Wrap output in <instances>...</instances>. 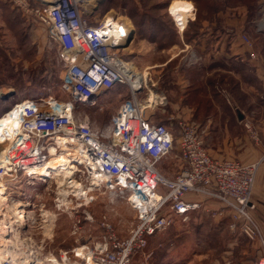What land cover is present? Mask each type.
Wrapping results in <instances>:
<instances>
[{"label":"built area","instance_id":"obj_1","mask_svg":"<svg viewBox=\"0 0 264 264\" xmlns=\"http://www.w3.org/2000/svg\"><path fill=\"white\" fill-rule=\"evenodd\" d=\"M7 1L48 28L49 37L58 45L64 65L61 90L70 98L68 102L54 95L45 99L29 98L7 113L18 108L22 112L19 134L13 140L6 138L8 140L0 148V179L15 194L11 201L26 197L15 191L23 184H48L55 180L53 171L49 170V175L52 173L49 177H44L43 172L54 157L51 149H56V156L64 151L57 141L60 137H66L68 147L80 146L92 165H96L101 184L94 189L93 198L89 194L88 205L119 195L128 197L137 209L130 201L134 194L143 200L152 195L160 198L154 212L144 211L145 216H142L140 208L137 209L141 224L129 240L119 241L112 226L103 222L106 231L103 240L53 253L60 264H130L133 253L146 246L145 237L172 225L171 216L165 214L167 207L172 214L188 218L201 208L208 210L205 203L209 201L220 207L208 211L218 217H223L225 211L232 212L235 221L232 228L240 225L247 237L260 240L263 254L256 264H264V237L252 216L255 209L252 196L259 164L245 165L211 157L194 122L172 118L168 124L157 123L145 116L150 103L143 106L136 99V93L143 89L144 83L131 84L130 79L135 81L138 76L129 68L122 53L131 35V31L124 28V21H120L121 39L117 41L111 36V27L118 16L111 14L100 21H91L97 0ZM89 6H93L92 10L87 9ZM168 12L182 37L193 17H188L185 26L181 27L170 10ZM241 39L250 51V58L255 59L253 40L247 34H242ZM118 85L128 87L133 99L123 104L105 130L98 131L90 122L76 117V106H98L101 92ZM69 104L71 113H67L66 105ZM172 155L184 163V168L174 179L159 170L161 161ZM75 164L78 166L76 179L83 174L87 179L85 186H91L89 168L93 170L94 167ZM190 195L198 199L190 198ZM23 200L27 201V197ZM31 252L32 259L37 258L36 252ZM2 264L15 263L11 258H5Z\"/></svg>","mask_w":264,"mask_h":264},{"label":"rangeland","instance_id":"obj_2","mask_svg":"<svg viewBox=\"0 0 264 264\" xmlns=\"http://www.w3.org/2000/svg\"><path fill=\"white\" fill-rule=\"evenodd\" d=\"M133 1L139 3L140 0ZM185 1L191 3L189 12L182 8L173 9L174 2L182 3ZM191 1L152 0V3L157 7L152 14L154 17L161 19L162 22L164 19L168 21V17L172 19L168 14L170 10L181 27H184L188 17L192 16L193 25H190L192 31H196L200 27H211L217 16L213 21L198 18L201 8L196 2ZM111 4L113 3H108V0H102L98 5H93L97 9L91 21H100L107 15H109L107 17H110L111 14H115L119 18L117 21H112L114 25L119 24L120 18L124 22L128 21L130 25H133L135 35L128 47H125L122 52L124 60L132 64L134 72L149 77L148 87H161L163 90L168 91L170 70L177 67L181 68L184 65L180 64V60L183 59L182 56L169 61L171 55L174 54L175 50L173 49L180 47V41L174 37L171 47H162L153 37L149 39L148 37L139 36L136 33L133 20L124 12L123 0H114V6L110 7ZM258 4H254L252 9L246 6L241 7L246 9L248 17L244 30L263 54L264 38L260 35L259 24L263 22L264 4L259 9L262 10L261 14L260 12L257 13V9L260 7H258ZM93 6H89L87 9L92 10ZM139 6L141 7L142 4H139ZM252 11L256 12L253 13ZM226 12L227 10H224L219 14ZM184 13L186 14L185 20H182ZM256 13L257 15H255ZM194 14L196 15L194 16ZM216 26L218 27V25ZM262 30L264 31L263 28ZM179 38L181 40L180 35ZM170 62L171 64L168 66ZM146 67H149L148 72H144ZM194 70L201 73V70L197 67ZM63 71L64 65L61 62L58 45L49 37L48 28L37 18L26 15L9 1L0 0V118L8 115L7 113L17 103L29 98L45 99L50 95H54V97L64 102L70 101V98L61 90ZM47 72L51 74H47ZM21 81H23L24 86L22 89L19 87ZM40 85H47V87L50 85V89L41 88ZM151 90L150 95L156 96L154 90ZM132 97L131 95H108L99 101L98 106H76L74 114L81 120L94 122L98 129L104 130L122 102L125 100V103L131 100ZM177 97H180V95H165L161 100V106L149 108L145 111V116L152 118L153 115L155 120L168 124L173 117H177L174 115L175 110L171 107V102ZM148 98L149 95H137L136 97L137 101L143 106L145 105L143 102L147 101ZM223 103L222 100L217 101V104L222 105V109H224ZM187 105L190 106L193 114H196L189 117L190 120L187 121L194 122L198 126L200 125L199 122L206 120L209 116L206 107L207 97L203 95L201 97L199 90L194 91L190 96V103ZM222 109L220 110L222 111ZM194 110L196 111L194 112ZM220 110L218 113L215 112L214 123L208 130L209 134H204L206 137L209 135L208 138L213 139L211 145L215 150H218L221 142H223V136L219 138L217 133L222 125L220 122H225L229 118L225 115L222 116ZM212 112L214 113V111ZM235 116L232 115V117ZM201 134L204 138L203 133ZM237 134L239 138L243 139V145L246 143L245 138L254 145L259 142L254 125H250L248 122H241V131H237ZM225 150L230 153L235 152V149L231 151V148ZM159 165V170L170 179H174L180 170L184 168V163L173 155L162 160ZM56 180L48 184L37 183L36 185L35 183L31 186L23 184L20 187L21 192L27 193V201L25 202H28V211L31 214L29 218L31 221L27 227L25 225L19 229L23 239L21 252L29 251L32 253L31 251H34L37 256L42 255L41 258L44 260L45 256L48 258L50 255L55 256L54 254L70 250L79 244L92 245L103 240L106 235L105 228L102 226L103 222L112 226L115 235L122 242L129 240L140 226L141 220L138 210L128 201V197L119 195L113 196V198L100 199L90 205L88 203L87 206L83 202H77L75 198L70 206V212L67 211L65 207L60 206V203L58 204ZM78 180L83 181L84 184L87 183V179L83 174L79 176ZM20 190L15 191L19 192ZM91 193L93 194V192ZM12 196H15V194ZM25 198L23 197V199ZM77 203L81 204L78 205ZM211 203L208 202V204ZM47 210L57 215L52 239L43 233L45 224L43 211ZM165 214L171 216L172 225L157 232L156 236L154 234L151 237H145L146 246L137 249L133 253L130 264H156V261L157 264H256L263 254V247L258 238L251 239L247 237L240 225L238 228H232L235 221L233 213L230 211H225L223 217H218L213 212L201 208L185 218L172 214L167 207ZM225 219L227 222L223 224ZM77 228H79V231H77ZM75 231H77V234H75ZM161 251L163 257L159 254L158 256L155 255V253H161ZM49 253L51 254L49 255Z\"/></svg>","mask_w":264,"mask_h":264},{"label":"crops","instance_id":"obj_3","mask_svg":"<svg viewBox=\"0 0 264 264\" xmlns=\"http://www.w3.org/2000/svg\"><path fill=\"white\" fill-rule=\"evenodd\" d=\"M262 4H264V0L259 2L258 7H260L257 9V13H262V10H259L262 8ZM247 19V12L244 7L229 8L226 13L217 16L211 27H200L196 31L190 29V41L185 40L184 32L181 37L182 45L173 49L175 50L174 54L169 60L172 61L182 56L183 59L180 60V64L184 65L181 68L177 67L170 70L169 90L165 91L161 87H148L147 85L150 83L148 77V84H144L143 89L136 93V97L137 95L150 96L151 89H153L156 95L154 101L148 98L143 104L150 103L153 108H158L161 106V99L163 100L165 95H180L171 102V107L175 110L174 115L177 116L173 118L188 120L189 117L196 115L187 105L190 103V96L195 90L189 89L190 82L191 79L195 80L192 85H196V88L199 87L196 91L199 90L201 97L202 95L207 97L206 107L209 116L202 122L198 121L200 123L198 130L203 135L209 134L208 130L214 123L213 117L222 109V105L217 104V101L222 100L224 102V109L220 111L222 116L225 115L229 118L225 122H220L222 125L217 131L219 138L223 136V142H221L218 150H215L211 145L213 139L208 138L209 135L207 137L204 135V146L210 156L218 160H233L245 165L259 164L252 197V203L255 207L252 216L264 237V53L262 51L263 54H261L256 45L253 51L257 57L255 59L250 58V51L241 39L242 34H247L244 30ZM262 21L259 24V31L264 38V31L262 30V28L264 29V12L262 13ZM192 22L193 18L185 31L189 29ZM131 26L134 30L133 25ZM196 67L201 70V78H197V75H191V71ZM148 69L149 67L144 68V72H148ZM148 75L150 74L148 73ZM191 90L193 91L192 94ZM108 95L132 96V93L128 87L118 85L113 89L101 92L100 101ZM187 95L190 96L186 97ZM124 101L112 118L119 113ZM232 115L236 116L232 117ZM150 120L159 122L155 120L153 115ZM243 121L254 125L259 138L257 145L249 142L247 138L244 139L246 143L242 144L243 139L239 138L237 131H241V122ZM111 122L112 119L108 126ZM90 124L94 129L101 131L94 122L90 121ZM228 148H231V151L235 149V152L230 153L225 150ZM236 150L238 151L236 152ZM189 197L198 199L191 195ZM205 207L211 210L219 208L220 205L217 203L208 204L207 202Z\"/></svg>","mask_w":264,"mask_h":264},{"label":"bare ground","instance_id":"obj_4","mask_svg":"<svg viewBox=\"0 0 264 264\" xmlns=\"http://www.w3.org/2000/svg\"><path fill=\"white\" fill-rule=\"evenodd\" d=\"M190 5L191 3L186 1L182 3L174 2L173 9L182 8L186 12H189ZM185 16L186 14L184 13L182 20L185 19ZM119 21H123V19L120 18ZM124 24L126 25V27H124L125 29L127 28L129 32L132 31L131 25L128 21L124 22ZM119 28H122L120 22L119 24L114 25V27H111V36L117 41L121 39ZM128 66L134 71L131 63H129ZM137 76V80L135 81L130 79L131 84L147 83V77L145 75L137 73ZM149 99L154 101L155 96L150 95ZM66 107L68 109L67 113H71V104L66 105ZM149 107H151V109L153 108L151 104ZM21 116L22 112L18 108L12 113L0 118V148L3 147L2 143L5 140H13L19 134L22 120ZM57 141L60 145H62L64 151L56 156V149H51L54 157L50 161L47 171L43 172V176L49 177L52 173H54V179H57L58 202H60V206L65 207L66 210L69 211L75 198L77 199V202L88 204L91 199L89 198V194L92 195V198L94 197L91 192H93L94 189L101 184V181L98 172L95 170L96 165H92L90 157L82 151L80 146L68 147V145H66V137H60ZM77 162L81 165L86 164L87 166L92 165V167H94L93 170L89 168L92 175L90 180L91 186H85L83 181L76 179L75 174L78 171V166L75 163ZM49 170L50 172L53 171L50 175ZM35 183L37 185V183L40 182ZM19 194H24L27 197V193H24V191L21 192L20 190ZM12 195V192L9 191V188L4 183L3 179H0V264H2V261L5 258H11L15 264H60V261L55 256L50 255L49 258L45 256L44 260L38 256L37 258L32 259L33 255H31L29 251L23 250L24 252H21L23 239L19 229L26 225L27 221L31 217V214L25 210L27 203L23 200L15 201L12 199L11 201ZM159 199V195H152V197L147 200H143L137 194L130 197V201L134 204V206L136 208H140L142 216H145L144 211L154 212ZM80 204L81 203L78 205ZM43 217L45 223L43 226V233H45L47 237H52L57 215L47 210L43 211Z\"/></svg>","mask_w":264,"mask_h":264},{"label":"trees","instance_id":"obj_5","mask_svg":"<svg viewBox=\"0 0 264 264\" xmlns=\"http://www.w3.org/2000/svg\"><path fill=\"white\" fill-rule=\"evenodd\" d=\"M190 1V0H188ZM196 2L201 10H199L198 18H205L214 20L216 16L219 15L220 12L227 10L229 8H236L241 6H246L250 9L254 7V4H258L261 0H192ZM191 1V2H192ZM111 2L113 4L110 5L114 6V0H108V3ZM139 4H142L140 7ZM123 9L126 15H128L134 22V26L136 29V33L141 37H148L149 39L157 40L162 47H171L173 44L174 37L180 41V44L182 45V42L179 38V35L177 33L176 26L174 24V21L168 17V21L164 19L162 22L161 19L154 17L152 12L157 9L156 5L152 3V0H140L139 3L133 1V0H123ZM167 6V3H166ZM255 13L256 11H252ZM216 19V18H215ZM251 20V19H250ZM198 21V20H197ZM191 26L193 23L190 24ZM189 26V29L185 31L184 38L186 41H190V29L192 27ZM191 27V28H190ZM171 62L168 64L170 66ZM185 69L183 68V71ZM47 74H51L47 72ZM200 71H195L194 69L191 71V75H197V78H201ZM195 80L191 79L189 89L192 88V90L196 91L199 87L196 88V85H192ZM40 85L41 88H48L50 89V85ZM19 87L22 89L23 81L19 84ZM190 95H187L188 97ZM158 123H164V122H158ZM227 220L225 219L223 221V224H226ZM158 233H155L154 236H156ZM164 256L162 251L161 253H155L156 256ZM157 264V261H156Z\"/></svg>","mask_w":264,"mask_h":264},{"label":"water","instance_id":"obj_6","mask_svg":"<svg viewBox=\"0 0 264 264\" xmlns=\"http://www.w3.org/2000/svg\"><path fill=\"white\" fill-rule=\"evenodd\" d=\"M101 2H102V0H97V1H96V4L98 5V4L101 3ZM47 4H52V3L47 2ZM95 6H96V5H95ZM96 9H97V7H96V8L94 7V10H96ZM134 35H135V30H132L131 35H130V37H129V39H128L126 45H125V47H128L129 43L133 40Z\"/></svg>","mask_w":264,"mask_h":264}]
</instances>
